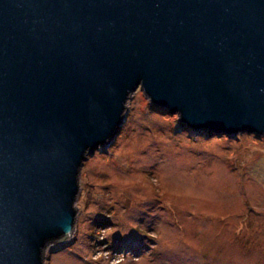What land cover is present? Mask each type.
I'll return each instance as SVG.
<instances>
[{"label":"water","instance_id":"water-1","mask_svg":"<svg viewBox=\"0 0 264 264\" xmlns=\"http://www.w3.org/2000/svg\"><path fill=\"white\" fill-rule=\"evenodd\" d=\"M138 89L189 133L264 135V0H0V264L71 236Z\"/></svg>","mask_w":264,"mask_h":264},{"label":"rangeland","instance_id":"rangeland-1","mask_svg":"<svg viewBox=\"0 0 264 264\" xmlns=\"http://www.w3.org/2000/svg\"><path fill=\"white\" fill-rule=\"evenodd\" d=\"M126 107L44 264H264V135L189 133L140 89Z\"/></svg>","mask_w":264,"mask_h":264},{"label":"bare ground","instance_id":"bare-ground-1","mask_svg":"<svg viewBox=\"0 0 264 264\" xmlns=\"http://www.w3.org/2000/svg\"><path fill=\"white\" fill-rule=\"evenodd\" d=\"M95 152H96V151H95ZM95 152H94V153H95ZM88 155H91V154H87V158H88Z\"/></svg>","mask_w":264,"mask_h":264}]
</instances>
